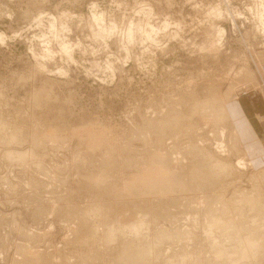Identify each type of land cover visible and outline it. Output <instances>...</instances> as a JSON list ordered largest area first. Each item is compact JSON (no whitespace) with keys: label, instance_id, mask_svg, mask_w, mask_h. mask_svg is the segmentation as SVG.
I'll return each instance as SVG.
<instances>
[{"label":"rangeland","instance_id":"rangeland-1","mask_svg":"<svg viewBox=\"0 0 264 264\" xmlns=\"http://www.w3.org/2000/svg\"><path fill=\"white\" fill-rule=\"evenodd\" d=\"M213 87L230 119L203 111L185 122L183 106ZM244 103L264 148V0H0V264H226L207 215L221 212L220 195L250 189L264 164L240 134ZM166 155L186 185L163 196L141 185ZM208 161L222 178L211 187L196 173ZM140 216L148 229L138 234L128 224ZM141 245L150 258L135 262Z\"/></svg>","mask_w":264,"mask_h":264},{"label":"bare ground","instance_id":"bare-ground-1","mask_svg":"<svg viewBox=\"0 0 264 264\" xmlns=\"http://www.w3.org/2000/svg\"><path fill=\"white\" fill-rule=\"evenodd\" d=\"M260 68V67H259ZM211 87V86H210ZM217 87V86H216ZM216 87L214 88L215 89V91L213 92V93H211V95H209V96H207V97H205V98H200L199 96H194V97H192L193 99H192V101H190L191 103H188V105L190 106L188 109H187V104L186 105H184L183 106V108H186V110H189L188 111V113H185V115L183 114V116H185L186 118H184L183 120L185 121V119H187L188 117H191L193 114H195L196 112H202V113H206L207 111H209L210 112V114L214 117V119H216V122H218L219 120H224L225 118H229L230 119V117H231V109H230V104L228 105V103L226 102V99H225V97H223V96H220V94L218 93V90H216ZM229 90H230V88H229ZM230 91H232V90H230ZM183 99V98H182ZM183 101V103H184V100H182ZM181 105V104H180ZM178 107V108H177ZM177 107H175L177 110L179 109V108H182L181 106L179 107V104L177 105ZM174 108V109H175ZM183 108H182V110H183ZM182 112L181 111V109H179L178 111H174L175 113H177V112ZM204 111V112H203ZM179 112V113H180ZM178 113V116H177V118H180V119H182L183 118V116H181V113L179 114ZM208 113V112H207ZM211 115H210V117H211ZM165 117V116H164ZM172 117H174V118H176L174 115L172 116ZM170 119H171V117H170ZM190 119V118H189ZM172 121L174 120V119H171ZM171 121V122H172ZM183 121V122H184ZM180 122H182V121H180ZM186 122V121H185ZM184 122V123H185ZM184 123H182V124H180V123H177L176 122V124L178 125V128H179V126L182 128V126H184L183 124ZM192 123V122H191ZM8 124V123H7ZM172 124V123H171ZM176 124L174 125V126H176ZM180 124V125H179ZM186 124V123H185ZM187 125V124H186ZM5 123L3 122V121H0V129H3V128H5ZM173 126V127H174ZM177 128V129H178ZM183 128H185V127H183ZM221 129V128H220ZM180 130V129H179ZM169 131V130H168ZM176 131V130H175ZM20 133V132H19ZM19 133L17 132V131H14L13 133H11L10 134V137H9V140H16L18 137H20L19 136ZM48 133V132H47ZM36 134H38V132L36 133ZM36 134H34V135H36ZM42 134V133H41ZM50 134V133H49ZM235 135V143H236V146H235V148L236 149H238L240 152H244L245 153V150L246 149H242V146L240 147V137H239V135L240 134H237V133H234ZM45 135H48V134H45ZM44 134H43V136H45ZM50 135H52V134H50ZM38 136H40V134L38 135ZM7 137V136H6ZM33 138H35V137H33ZM36 138H37V136H36ZM48 138H50V137H48ZM38 139V138H37ZM37 139H35V140H37ZM46 140V139H45ZM13 142V141H12ZM37 142H40L39 140L37 141ZM196 147V146H195ZM194 147V149H193V147H192V151H190V153H189V156L192 154V156L191 157H195V156H206L205 157V161H206V159L207 158H209L210 160H211V158L209 157V155L207 154V152H201V151H199L198 149H196V148H198V147H196L195 148ZM222 147V146H221ZM15 150V149H14ZM8 152L10 153V154H13V155H17L16 157L19 159V160H22V159H26L27 158V154H25L23 151H20V150H18V151H12V150H8ZM15 152H16V154H15ZM28 153V152H27ZM247 154V153H246ZM35 155V154H34ZM168 155H169V153H168ZM188 155V154H187ZM32 156V155H31ZM165 156V155H164ZM164 156H162V157H164ZM184 156V155H183ZM208 156V157H207ZM211 156V155H210ZM248 156V155H247ZM161 157V156H160ZM166 157H167V155H166ZM170 157L173 159V161L174 160H178V159H176L175 158V156H172V154L170 155ZM187 157V156H186ZM212 157V156H211ZM8 158V157H7ZM158 158V157H157ZM156 158V159H157ZM168 158V160H166L164 163V166L162 165V166H160V167H158V169H157V173H150L151 175V177L149 178V179H147L148 181H149V188L147 187V185L146 186H144V185H141V183H140V185L141 186H143V188L144 187H146L147 189H149V191L150 190H153L154 191V193H164L163 194V196L165 195V192L167 193H169V192H171L172 190H178V191H180V189L181 188H183L184 187V189H185V183H182V182H180L181 184L179 185V181H177V179H176V177L175 176H171L170 175V172L167 170V168L166 167H168L167 166V164H168V162L170 161V158L169 157H167ZM247 158V157H246ZM250 158V157H249ZM13 159V158H12ZM15 159V158H14ZM161 159V158H160ZM204 159V158H203ZM209 160V161H210ZM215 160V159H214ZM250 160V159H249ZM158 161H159V159H158ZM157 161V162H158ZM162 162L160 163V164H162L163 163V160H161ZM168 161V162H167ZM200 161V160H199ZM201 161H203V160H201ZM205 161H203V163H199V162H196L197 164H199V167L200 166H202L201 164H203L204 165V163H206ZM209 161H208V165H210L209 164ZM160 162V161H159ZM167 163V164H166ZM195 164V163H194ZM239 164H240V162H239ZM166 165V166H165ZM196 165V164H195ZM195 165H193V167L195 166ZM205 165H207V164H205ZM197 166V165H196ZM195 166V168L197 169V167ZM211 166L213 167V165L211 164ZM210 166V167H211ZM215 166H216V169H219V171H221V174H222V178L224 177V176H229L228 174L229 173H231V170H232V166H231V164H228V163H226V162H221V161H216V163H215ZM214 166V167H215ZM203 167V166H202ZM209 167V166H208ZM211 167V170H208V174L207 175H203V170L201 169V168H199L198 169V171L199 172H196L197 174L198 173H200V175H197V178L199 179L200 177L204 180H202L203 182H201V183H203L204 185L206 184V185H208V186H212V184L215 182V181H217V179H220L219 177H218V175L220 174L218 171L216 172L217 174H216V176H217V178H216V176L215 177H213L215 174H214V167L212 168ZM195 168H193V169H195ZM195 169V170H196ZM201 169V170H200ZM204 169V168H203ZM210 169V168H209ZM153 171H155L154 169H153ZM206 171H207V169H206ZM205 171V172H206ZM213 171V172H212ZM216 171V170H215ZM156 172V171H155ZM192 172H194V174H195V171H192ZM219 173V174H218ZM191 174V173H190ZM193 174V175H194ZM192 175V174H191ZM191 175H190V180H191ZM242 175V174H241ZM256 175V176H255ZM255 175H253V178H255V182H254V184L250 187V189H244L243 187H239V192H238V194H237V196L235 197V195H236V193H234V197L232 198H230V200H227L226 198H224V196L223 195H220V197H221V200H217V201H215L214 200V198L212 199V200H214L216 203H218L219 204V202H220V208L219 209H221V212L220 211H218V209H217V207L215 206L216 204H214V201L213 202H211V203H213L214 204V206L212 207V209L215 207V209H216V211H218V212H220V213H215L213 210H215V209H211V210H209L210 212L211 211H213V213H212V215H210V213L207 215L208 217H209V219H211V218H213V221H212V219H211V221H209L210 223H208V224H210L209 226H210V228L208 229V227L205 229L206 230V234L209 236V238H211L212 240H215V250H214V252H215V254H216V256H218V258H222V257H225V259H227L228 261H227V263L226 264H246V263H249V264H263V262H264V164H262V165H259V167H258V172H256V174ZM146 176V175H145ZM148 176V175H147ZM146 176V177H147ZM198 176H200V177H198ZM144 177V176H143ZM146 177L144 178V179H146ZM193 177V176H192ZM205 177L208 179H205ZM182 178V177H181ZM197 178L195 179V178H193L192 180L194 181V180H196V181H198L197 180ZM222 178L220 179L221 181H222ZM141 180H143L142 179V177H141ZM140 180V181H141ZM180 180V179H179ZM191 180V181H192ZM201 180V179H200ZM254 180V179H253ZM144 181V180H143ZM191 181H189V183L191 182ZM219 181V180H218ZM217 181V182H218ZM224 181V180H223ZM142 182V181H141ZM176 182V183H178V184H176V186H174L175 184L174 183ZM213 182V183H212ZM216 182V183H217ZM139 183V182H138ZM137 183V184H138ZM143 183V182H142ZM219 183V182H218ZM145 184V183H144ZM184 184V185H183ZM195 184L196 183H193L192 184V187H194L195 186ZM109 185V184H108ZM194 185V186H193ZM198 185H201L200 183L199 184H197L196 185V187L198 186ZM216 185H218V184H216ZM213 186H215L214 184H213ZM136 187H137V185H136ZM140 187V186H139ZM201 187V186H200ZM200 187H198V188H200ZM107 188V187H106ZM142 188V187H141ZM204 188V187H203ZM134 189H138V187L137 188H134ZM133 189V190H134ZM193 189V188H192ZM207 189V188H206ZM213 189V188H212ZM221 189V188H220ZM202 190V189H201ZM135 191V190H134ZM137 191H140V189L139 190H137ZM136 191V192H137ZM144 192L146 191V190H143ZM143 191H141V192H143ZM141 192H138V193H141ZM143 192V193H144ZM147 192V191H146ZM145 192V193H146ZM152 192V191H151ZM150 192V193H151ZM191 192V191H190ZM148 193V192H147ZM149 193V194H150ZM218 196H219V194H218ZM166 197V196H165ZM164 197V198H165ZM215 197V196H214ZM217 197V196H216ZM162 199V198H161ZM211 199V198H210ZM215 199H217V198H215ZM217 204V205H218ZM209 205L210 204H208V208L210 209L211 207H209ZM91 212V211H90ZM211 217V218H210ZM134 217H131L130 218V220L129 221H126V219L125 218H121L122 220L121 221H119L120 222V226H121V229H120V231L122 230V228L123 227H125V225H126V227H128V226H130V228H129V230L130 231H133L134 233H136V231L138 232V234L140 233V231L136 228V227H141V228H143L144 226L146 227L145 229L147 230L148 229V226H147V224H146V221H147V217H145V220L144 219H142V217L140 216L139 218L140 219H136V220H139V224L138 223H136V221L133 219ZM206 218V217H205ZM133 221L132 223L130 222V221ZM197 220V219H196ZM207 220H208V218H207ZM206 220V221H207ZM115 221H117L116 219H115ZM127 222H130V224H128V226H127ZM117 224V223H116ZM207 224V223H206ZM208 224H207V226H208ZM117 225H119V223L117 224ZM117 225H116V227H117ZM120 226H119V228H120ZM95 227V226H94ZM113 227V226H112ZM96 228V227H95ZM118 228V227H117ZM116 228V229H117ZM126 229V228H125ZM144 229V228H143ZM96 230V229H95ZM110 230V229H109ZM114 230V231H113ZM117 232L119 231V230H116ZM125 231V230H124ZM127 231V230H126ZM125 231V233H128V232H126ZM110 233H111V237L112 236H116L117 238L116 239H118V238H120L119 237V235L120 234H118V233H120V232H118L117 234H115V228L114 229H112L111 231H109ZM109 232H107V234L109 233ZM122 232V231H121ZM130 233V232H129ZM132 233V232H131ZM130 233V234H131ZM122 234V233H121ZM160 234V233H159ZM220 234V235H219ZM109 235V234H108ZM107 235V236H108ZM125 235H127V234H125ZM161 235V234H160ZM167 235V234H166ZM166 235H165V233H162V236H165L166 237ZM109 236V237H110ZM121 236V235H120ZM124 236V235H123ZM122 236V237H123ZM157 237V236H156ZM172 237V236H171ZM162 238V237H161ZM112 239V238H111ZM110 239V240H111ZM115 240V239H114ZM219 240V241H218ZM160 241V240H159ZM130 242H133L132 241V239L130 240ZM162 242V241H161ZM127 244H130V243H126V245ZM134 243H132V245H133ZM126 245H124V247L126 246ZM136 246V245H135ZM135 246L133 247V248H135ZM145 246V245H144ZM23 247V246H22ZM129 247H131V246H129ZM131 247V248H132ZM151 247L152 246H149V245H146V247H142V245H141V247H137V248H135V249H137L136 251H135V254H136V257L134 258L135 260V262H138L141 258H145V260H148V258H150L149 257V255H150V250H151ZM20 248V247H19ZM22 249H24L25 251H26V249L23 247V248H21V249H19V250H22ZM23 250V251H24ZM125 250V249H124ZM153 250V249H152ZM186 250V249H185ZM134 251V250H133ZM127 252V251H126ZM128 253L130 254L131 252L130 251H128ZM127 253V254H128ZM187 253V254H186ZM186 253H184L185 255V257H191V255H190V253L188 254V252H186ZM132 255V254H131ZM91 256V255H90ZM122 256V255H121ZM124 257H126L125 256V254L123 255ZM184 256H183V258H184ZM127 257H128V255H127ZM126 257V258H127ZM196 257V256H195ZM194 256H193V258H195ZM129 258V257H128ZM132 258V257H131ZM182 258V259H183ZM197 258V257H196ZM196 258L194 259V260H196ZM25 260V259H24ZM120 260H121V258H120ZM123 260H125V259H123ZM138 260V261H137ZM142 260V259H141ZM222 260H223V258H222ZM128 261V260H127ZM132 261V263H134L133 262V260H131ZM130 261V262H131ZM28 262V261H27ZM141 262H143V261H141ZM223 262V261H222ZM224 262H226V260L224 261ZM224 262H223V264H224ZM222 264V263H221Z\"/></svg>","mask_w":264,"mask_h":264},{"label":"crops","instance_id":"crops-1","mask_svg":"<svg viewBox=\"0 0 264 264\" xmlns=\"http://www.w3.org/2000/svg\"><path fill=\"white\" fill-rule=\"evenodd\" d=\"M245 104V103H244ZM241 105V104H240ZM248 105L249 104H245V106L243 105V107H242V110H243V113H244V115H245V117L248 119V117H247V115H248V113H250V112H252L251 110H250V108L248 107ZM252 110H253V108H252ZM237 118V117H236ZM249 120V119H248ZM263 122H264V119H263ZM241 122H239L238 123V127L240 128L239 130H240V134H242V138H243V140H244V143H245V145H246V148L248 149V151L251 153V155L253 156L254 155V157H261V156H264V148H259V147H256V144H255V142L257 141H259V143L261 142V140H260V135H261V133L260 134H258L257 133V135H256V131H255V133H252L250 130H251V128L253 127V125H252V123H251V121L249 120V124H250V128L249 127H247L246 125H245V123H241V125H239ZM262 125V124H261ZM260 125V126H261ZM262 126H264V124L262 125ZM242 128H244V129H246L247 131L246 132H241V129ZM261 129H262V132L264 131L263 129H264V127H261ZM245 136H246V139H245ZM249 142H254L253 143V145H248L249 144Z\"/></svg>","mask_w":264,"mask_h":264}]
</instances>
